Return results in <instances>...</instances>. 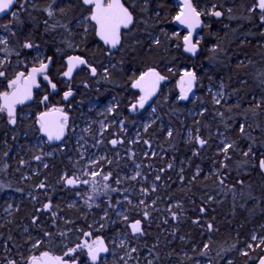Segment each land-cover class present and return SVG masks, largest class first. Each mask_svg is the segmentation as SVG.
<instances>
[{
    "label": "trees",
    "instance_id": "obj_1",
    "mask_svg": "<svg viewBox=\"0 0 264 264\" xmlns=\"http://www.w3.org/2000/svg\"><path fill=\"white\" fill-rule=\"evenodd\" d=\"M49 2L35 0L39 8ZM122 2L132 11L134 23L124 33L120 50L110 60L109 51L95 37L93 24L84 21L77 25L76 19L82 20L89 14L79 5V0H64L59 5L67 7L71 3L73 6L67 17L57 13L56 18L62 23L72 21V40L78 45L75 49H65L63 54L56 53V48L65 47L60 42L63 30L45 34L43 21L47 16L43 11L29 6L31 16L21 12L22 23L12 25L16 36L2 27L12 19L11 14L0 18V32L8 38L9 47L21 53L19 57L12 55L11 62L0 69L7 77H0V91L7 90V79L14 78L16 72L27 71L36 63L37 51L53 57L49 76L57 84V91L53 92L45 81L36 94L35 104L27 108L31 114H22L16 125L8 124L6 114H0V185L3 186L0 188V264H4V257L15 259L17 264H27L31 256L43 251L63 256L68 248L84 241L91 243L96 237L106 240L110 253L116 251L113 255L109 253V258L101 264H148L149 261L152 264H228L229 260L232 264H258L264 256V246L256 247L259 238L264 237V173L258 166L264 154V108L255 113L251 109L257 102L264 103V86L259 75L264 72V35H261L264 25H260L258 13L248 11L254 0H193L198 10H210L215 4L217 10L224 12L220 18L203 16L201 53L197 58L184 53L185 33L179 31L173 19L179 10L177 2ZM228 8L232 9L231 13ZM15 11H19V5ZM26 38L40 45L39 49H22ZM155 38L160 39V45L153 42ZM3 55L0 53V58ZM67 55L85 56L100 72L98 80H91L83 73L78 75L71 83L75 96L69 104L63 102V92L69 83L61 75ZM149 68H155L165 79L152 106L137 115L131 106L138 94L131 85ZM104 69L108 70L107 79ZM190 70L199 78L197 95L194 101L184 103L177 86L183 72ZM220 84L229 101L223 100L217 105L209 87ZM44 95L49 96V107H72L70 116L75 120L72 127L82 121L81 115L89 111L90 105L117 103L103 130L100 123L93 125L89 133L79 128L81 143L99 153L93 168L80 155L72 129L63 146L35 145L43 140L37 117L44 111L40 105ZM151 108L156 110L153 123L148 122ZM240 124L245 125L251 139L241 136ZM146 125H150L147 131ZM197 129L208 144L199 149L198 156H193V150L199 145L194 139L189 141V133L195 137ZM169 130L173 132L171 138L167 136ZM112 139L123 143L113 146L109 143ZM225 139L236 142L237 151H230L232 160L228 162L229 168L222 170L225 179L222 186L217 170L223 155H218L217 150ZM145 140L151 147L144 144ZM250 144L256 153L252 159L240 155ZM153 151L156 156H151ZM35 156L41 159L36 160ZM21 160L25 163L21 164ZM245 160L248 162L238 166V162ZM168 163L174 166L169 169ZM136 164L141 165L142 176L133 181L128 177L137 171ZM88 168L100 173L95 177L98 192L93 191L92 176L83 175ZM161 168L165 171L159 172ZM197 168L200 169L198 176ZM109 173V179L103 180ZM65 175L80 179L75 185H67L62 180ZM156 175L161 176L159 181L155 180ZM83 180L89 183L84 184ZM238 180L243 184L237 183ZM41 181L46 184L45 189L37 187ZM104 184L110 188L103 189ZM153 184L155 192L151 191ZM232 185H235V198L229 190ZM142 187L149 189L147 195L141 193ZM113 188L117 191L110 190ZM90 196L92 199H88ZM126 196L131 204L125 200ZM12 197L16 201L14 210L9 218L2 219ZM141 199L149 205L147 221L142 216L144 207L138 206ZM49 201L56 217L43 210ZM152 201H156L155 205ZM177 203L181 208H176ZM201 206L206 208L203 214L199 212ZM169 207L181 213L178 220L171 218ZM105 211L108 216L102 219ZM122 214L128 216L129 222L140 219L146 234L133 236ZM34 217H39L36 223H33ZM194 220H199V224H194ZM208 223L213 225L211 231ZM101 224L105 227L101 228ZM45 231L51 237H45ZM61 232L66 235L61 236ZM83 232H91L92 236H84ZM252 235L258 239L252 241ZM119 237L126 239L129 248L110 244ZM36 240L43 243L33 248ZM249 243L253 248H247ZM205 244L209 245L207 249ZM133 247L137 252L127 255ZM242 251H248L249 256L241 255ZM74 255L78 264H92L87 249H78Z\"/></svg>",
    "mask_w": 264,
    "mask_h": 264
},
{
    "label": "snow or ice",
    "instance_id": "obj_2",
    "mask_svg": "<svg viewBox=\"0 0 264 264\" xmlns=\"http://www.w3.org/2000/svg\"><path fill=\"white\" fill-rule=\"evenodd\" d=\"M64 0H50L49 3L43 8H39L38 5L35 3V0H0V14H7L15 5H19V11H11V17L12 19L9 20L7 24L2 25V27L9 32L11 36H16V32L12 30V25L17 23H22L20 20V13L24 12L27 13L29 16H31V12L29 11V6L32 8L43 11L47 19L43 21L44 25V33L50 34L57 32L58 29H62L63 33L61 43L64 44V48H56V53L63 54L65 52V49H75L78 47V45H75L73 43L72 37L74 36V33L72 32V29L70 27V24L72 23L71 20H69L67 23H62L60 19H57V13L61 17H67L68 13L72 10V4L69 3L67 7H61L59 6L62 4ZM79 5L84 7L87 12L89 13L87 16H84L82 20L76 19L77 25L81 24L84 21H90L93 22V26L95 29V35L98 36L105 45H108L110 49L117 48L118 45L121 44V30L122 29H129L130 26L134 23V17L132 11L129 10V7L125 5V3L122 2V0H79ZM227 11L229 13L232 12L231 8H228ZM248 11L250 13H258L259 14V21L260 25H264V0H254L253 4L249 7ZM224 15V12L222 10H217V6L214 4L212 5V8L210 10H198L197 6L193 4V0H180L179 3V10L177 14L173 17L174 21H176L179 25H183L188 29V34L183 36V48L185 52L192 53L193 55L196 54L197 46L200 43L199 40H197L195 43L192 41V34L193 31L200 27L203 24V21L201 20L202 16H211L220 18ZM232 18L231 16L229 17ZM207 26V25H205ZM85 33H87L88 29L85 27L84 29ZM175 35H178V33H175ZM261 35H264V32L261 33ZM53 40H55V37H53ZM156 45H160L161 41L159 38H155L153 41ZM0 45L3 47H0V53H3V58H0V69H3L7 63H10V57L12 55H15L17 57L20 56L19 51H15L14 49L9 47V41L7 37L0 36ZM40 45L35 44L32 39L26 38L25 41L21 44L22 49H39ZM215 51V48L213 49ZM53 62L52 56H44L43 58H38L36 63L33 64V66L27 70V71H18L15 73L14 78L7 79V90L0 91V113H5L7 115V122L10 125H16L17 124V105H22L27 100H31L33 97V88H39L40 83L38 81V77H42L44 81L47 82L48 86L51 88L53 92L57 91V84L53 82V80L48 75V70L50 65ZM64 67L66 70H64L61 75L63 78H65L67 81H71L73 77L74 71L77 69H87L89 74L93 77L97 76V67L94 66L93 63L89 61L85 56L82 55H67L65 59ZM261 77L260 83L262 86H264V72L259 74ZM0 77H6V72L3 70H0ZM108 77V71L107 69H104V78L107 79ZM165 77L160 74L155 68H149L146 72H143L139 77L133 80L132 82V88L134 89H140L142 95H140L139 100L137 104H132L131 110L136 111L137 106L139 108L143 109L145 107V104L147 101L155 95L157 88L161 81H163ZM196 73L193 71H186L184 72L183 76L181 77V83L186 84L187 87L181 88V96L180 99L185 100L188 98V92H191L194 82L196 81ZM85 87H87V84H85ZM221 87H223V84H221ZM74 95L73 89L71 87V84L69 83L68 89L63 92V99L65 101H68L70 97ZM221 95L222 94H216ZM49 99L48 95H44L41 103H46ZM214 103L219 105L221 103V99L215 98L214 96ZM238 106V105H237ZM264 108V103L257 102L254 107L251 109L253 113L256 112L257 109ZM112 107L108 108V112H112ZM153 112H155V108L152 109ZM203 113H201L202 115ZM221 116H223V113H220ZM68 120L69 116L61 107H52L48 111L42 112L37 117V123L39 125V131L47 136L49 141L52 140H61L66 130L68 129ZM150 125L145 126V131H147V128ZM251 127V125H249ZM87 131V129H85ZM239 132L241 136H244L246 138L251 139L250 134L246 132V128L244 124L239 125ZM199 129H197V134L195 137L192 136V133H189V141H192L194 139L195 143L199 145L198 149L193 150V156H198L199 149H203L207 144L208 140L201 137L199 134ZM167 136L171 138L173 136V132L169 130L167 132ZM15 139V137H14ZM113 146H116L117 144H122V140L118 139H112L109 141ZM144 144L151 147V144L149 141L145 140ZM264 146V145H262ZM230 151H237V144L236 142H228L226 139L221 141L220 146L218 147L217 154L223 155V160L219 162V169L217 170V177L218 182L220 185H225V179L222 175V170L228 169L229 164L228 162L232 160V155L230 154ZM7 155V153H4ZM48 155H51V153H48ZM133 156L135 153L132 154ZM144 155L146 157H149V153L145 152ZM157 153L153 151L151 153V156H156ZM240 155H242L245 158L252 159L255 157L256 153L253 149V145L250 144L247 147V150H244L240 152ZM36 160H40V156L34 157ZM103 159V157H101ZM248 161H242L238 162V166H242L243 164L247 163ZM21 164L25 163V161L21 160ZM95 163V161H93ZM174 165L172 163L167 164V168L171 169ZM259 169L262 173H264V154H262V158L259 159L258 163ZM44 167H47V164L44 165ZM137 171L134 175L128 177L130 180H137L138 177L142 176V173L139 171L141 165L136 164ZM148 167H151L149 165ZM165 169L161 168L159 169V172H164ZM183 171V169H181ZM200 174V169L197 168L196 175L198 176ZM83 175H89V173L85 172ZM92 176V185H93V191L98 192L100 189L97 187V184L95 182V177L100 175L99 172L92 171L90 173ZM111 173L106 174L103 176V180L107 181L109 179V176ZM80 178L78 176L69 177L67 175L62 177V180L67 185H75L77 181ZM161 179L160 175L155 176V180L159 181ZM195 179V177H193ZM181 180H183V176H181ZM84 184H88V180L81 181ZM117 184L121 183V181L118 179L116 181ZM237 183L243 184V181L238 180ZM3 186L0 185V188ZM38 188L45 189L46 184L41 181L38 185ZM103 189L107 190L110 188L108 184H104L102 186ZM111 191H117V189H110ZM230 191L233 192V196L235 198V185H232L231 188H229ZM141 193L144 195H147L149 192L148 188L142 187L140 189ZM152 192L156 191V187L153 184L151 188ZM106 194V193H105ZM33 199H36L33 197ZM88 199H92L90 196ZM212 198L209 197V200ZM125 200L131 204L132 201L126 196ZM87 202V201H86ZM117 203H120V201H117ZM156 201H152V204L155 205ZM71 206V205H70ZM138 206H143L144 210L142 211V216L145 221H147L150 217V212L147 210L149 205L145 203V200L141 199L139 201ZM52 203L49 201L48 203H45L43 205V210L51 212V215L53 217H56L57 213L52 211ZM91 207V205H89ZM176 208H181V205L177 203ZM169 212L171 218L173 220H178L180 218L181 213L178 211H173L171 207L167 209ZM199 212L201 214L206 212V208L201 206L199 208ZM108 213L105 211L104 217L107 218ZM123 221L127 222V227L130 228L131 233L133 236H143L146 234L145 229L142 226V221L140 219L134 220V222H129V218L126 214H122ZM39 217H34L33 223H36ZM67 222V221H66ZM165 223L168 221L165 220ZM194 224H199V220H194ZM101 228H104L105 225L101 224ZM207 228L209 231L212 230L213 225L211 223L207 224ZM45 237H51V233L45 231L44 233ZM61 236L66 235L65 233L61 232ZM84 236L91 237V232H83ZM11 239V237H9ZM252 241H256L258 237L256 235H252L251 237ZM43 241L36 240L33 242L32 247L38 248ZM124 241L121 240L120 246L124 247ZM264 246V237L259 238V243L256 245V247ZM209 247L208 244L204 245V248L207 249ZM235 247V245H233ZM247 248L251 249L253 248V244L249 243L247 245ZM83 250L87 249V256L91 260L92 264H96L98 260L101 259V253H107L109 251L108 247L105 245L104 240L100 237H96L92 240L91 243H88L87 241H84L83 243H77L75 247L68 248L67 251L64 252L63 256H53L48 251L41 252L38 256H31L27 262V264H78L76 256L74 255L77 250ZM137 252V249L135 247L131 248L130 251L127 253V255L131 256V253ZM201 255H205L204 252L200 253ZM241 255L243 256H249L248 251H242ZM65 257H68V259H65ZM4 264H17V261L15 259L4 257ZM127 264V262H125ZM148 264H152V261H149ZM228 264H232V261L229 260ZM259 264H264V256H261L259 258Z\"/></svg>",
    "mask_w": 264,
    "mask_h": 264
},
{
    "label": "rangeland",
    "instance_id": "obj_3",
    "mask_svg": "<svg viewBox=\"0 0 264 264\" xmlns=\"http://www.w3.org/2000/svg\"><path fill=\"white\" fill-rule=\"evenodd\" d=\"M179 6V4H178ZM202 10H204L202 8ZM4 22V21H3ZM2 22V23H3ZM0 29H1V25H0ZM0 36H4L2 35V33L0 32ZM5 37V36H4ZM198 40L200 41V37L198 38ZM36 56L38 58H43V53H41L40 51H37L36 52ZM186 72V71H184ZM183 72V73H184ZM209 90L213 93V99H214V96L215 98H219L221 99V102L223 100H227L229 101V97L227 96V94L224 92L223 88L221 87V84L218 86V87H209ZM216 94H222L221 95H216ZM195 100V97L192 99V101ZM40 105L43 107V110L45 111H48L49 109H51L52 107H49V105L46 103H40ZM109 107H112L113 109V103H109L108 105L106 106H100L98 104H92L89 106V111L88 112H83L81 117H83V119H81L82 121H77L78 123L72 127V125L74 124V121L71 119V121L68 123V132L70 129H72V132L74 133V136L76 137V146H79V152H80V155H82V158L83 159H87L89 160L88 161V167L90 168H93L95 163H93V161H95V159L97 158V156H99V153L96 151V152H92L90 154V150L88 148H86V146H84L82 143H81V138H80V131H79V128H83L82 129V132H86V133H89L90 131V128H92L93 125H95L96 123H100V126L102 128V130L108 125V122H109V117L111 115L112 112H108V108ZM153 108H151V113H149L148 115V122H151L153 123L155 118H154V114H153V111H152ZM68 112V111H67ZM94 112V113H93ZM73 122V123H72ZM85 129H87V131H85ZM47 141L43 138L42 141L40 142H37L35 143L36 146L42 148L46 145ZM77 148V149H78ZM87 154H90V155H87ZM133 154V153H131ZM92 155V156H91ZM98 160V159H97ZM90 168H88V171L87 173H91L92 171L90 170ZM136 172V171H135ZM135 172H133L132 174L134 175ZM15 198L12 197L11 199V203H10V206L7 207V209L4 211V213L2 214V219H7L10 217L12 211L14 210L13 208V204L15 203ZM121 240H123L125 243H124V246H126V248H129V244L127 243L126 239L125 238H115L113 240L110 241V244L111 245H114L116 244L118 248H121L120 246V242ZM116 251H113L110 253V254H115ZM109 256V255H108ZM109 257H106L104 260L106 261Z\"/></svg>",
    "mask_w": 264,
    "mask_h": 264
},
{
    "label": "water",
    "instance_id": "obj_4",
    "mask_svg": "<svg viewBox=\"0 0 264 264\" xmlns=\"http://www.w3.org/2000/svg\"><path fill=\"white\" fill-rule=\"evenodd\" d=\"M174 1L177 2L178 4L180 3V0H174ZM15 7H16V5H15V6H14V7H13V8L7 13V14H0V17H3V16H5V15L10 14L11 11H13V9H14ZM176 25H177V28H178L179 30H182V31H184L185 33L188 34V29H187L185 26H183V25H179L177 22H176ZM132 26H133V24L130 26L129 29H122V30H121V37H122V31H124V30L128 31V30H130V29L132 28ZM203 27H204V25L202 24L200 27L196 28V29L193 31V34H192V41H193V43H195L196 40H197V38H198V36H200V33H201ZM96 37H97V39H98L101 43H104V42H103L98 36H96ZM119 46H120V45H118L117 47H119ZM184 53H185L186 56H190V57H193V58H197V57L200 55V53H201V49H200V47H199V45H198V46H197V51H196V54H195V55H193L192 53L185 52V51H184ZM52 66H53V62H52V64H51L50 67H49L48 74H49V72L51 71ZM80 70H82V69H77L76 71H74L72 79L77 75V73H78ZM196 77H197V75H196ZM38 81H39V83H40V77H38ZM40 87H41V84H40ZM40 87H39V88H33V97H32L31 100H27V101H25V103L22 104V105H17V109H16L17 114H18V108H19V107H20V108L29 107V106H31V105L34 103V101H35V93H36L37 91H39ZM160 87H161V82H160V84H159V86H158V88H157V91H156L155 95L152 96V97L147 101V103L145 104V107H144V108H146L147 106L152 105L153 99L155 98L156 95H158V93H159V91H160ZM182 87L186 88L187 85H186V84H182V83H181V78H180L179 83H178V87H177L178 92H179L180 94H181V88H182ZM197 87H198V77H197L196 81H195L194 84H193V87H192L191 92H188V94H187V95H188V98L185 99V100H182V99H181V101L185 103V102L189 101L190 99H192L193 97H195L196 94H197ZM136 90L140 91V89H136ZM140 92H141V91H140ZM73 96H74V95H73ZM73 96L70 97L69 100H68V101H65V102H69V101L73 98ZM144 108H143V109H144ZM41 134H42V136H43V137H44V138H45L50 144H52L53 146L61 145V144L64 142V140H65V135H66V134H65L64 137H63L61 140H52V141H49L46 135H44L43 133H41ZM101 239H103V238H101ZM103 240H104L105 245L108 247L106 240H105V239H103ZM108 249H109V247H108ZM109 252H110V250H109L107 253H101V259L98 260V261L96 262V264H100V263L102 262V260H103L105 257H107V255L109 254ZM51 255H52V254H51ZM90 261H91V260H90ZM91 263H92V262H91ZM258 264H259V263H258Z\"/></svg>",
    "mask_w": 264,
    "mask_h": 264
},
{
    "label": "flooded vegetation",
    "instance_id": "obj_5",
    "mask_svg": "<svg viewBox=\"0 0 264 264\" xmlns=\"http://www.w3.org/2000/svg\"><path fill=\"white\" fill-rule=\"evenodd\" d=\"M18 5V4H17ZM17 5H16V7H17ZM15 7V8H16ZM15 8L13 9V11H15ZM198 9V8H197ZM0 18H2V17H0ZM201 20L203 21V16L201 17ZM92 24H93V22H91ZM203 25H204V22H203ZM131 30V29H130ZM130 30H128V31H126V30H124V31H122V37H121V44H120V46L119 47H117V48H115V49H110V47L108 46V45H105L104 43H101L98 39H97V37H96V35H95V37H96V39L101 43V44H103V46L109 51V54H108V58H109V60L112 58V57H114L113 56V54H116L119 50H120V48H121V45H122V42H123V35H124V33L125 32H129ZM180 32H182V30H179ZM185 35H187V33H185ZM201 38V34H200V36H198V38ZM198 38H197V40H198ZM196 40V41H197ZM199 45V44H198ZM199 47H200V45H199ZM201 49V48H200ZM116 56V55H115ZM118 56V55H117ZM66 59V58H65ZM54 64V63H53ZM64 64H65V60H64ZM94 64V66H95V63H93ZM53 67V66H52ZM66 70V69H65ZM108 71V70H107ZM84 74V75H89L90 76V79L91 80H98V78H99V76H100V72H99V70L97 69V76H95V77H93V76H91L90 74H89V72L87 71V69H82V70H80L78 73H77V75L69 82V81H66L67 83H72L77 77H78V75H80V74ZM45 83V81L42 79V77H40V84H41V87H42V85ZM162 84H163V81H161V87H160V91H161V89H162ZM41 87H40V89H41ZM39 89V90H40ZM73 89V88H72ZM133 89V91H135L138 95H137V98H136V100L135 101H133L132 102V104H137V102H138V100H139V97H140V95H142V93L140 92V91H138V90H136V89H134V88H132ZM160 91H159V93H160ZM38 92V91H37ZM37 92L35 93V101H34V103L32 104V105H34L35 104V102H36V94H37ZM73 92H74V96H75V91L73 90ZM159 93H158V95H159ZM158 95H156L155 96V98L153 99V102H154V100L156 99V97L158 96ZM65 104H69L71 101H69V102H65V100L63 101ZM153 102H152V104H153ZM109 103H113V111H112V113H111V115L114 113V110H115V107L117 106V103L116 102H114V101H112V102H109ZM109 103H107L106 105H108ZM99 105V104H98ZM106 105H104V106H106ZM152 105H150V106H147L146 108H144V109H141V108H139V106H137V109H136V113H137V115H139L140 113H143L144 112V110H146L147 108H149V107H151ZM30 107V106H29ZM29 107H25V108H18V114H17V120H18V118H21V117H23V115L22 114H24V115H30L31 113L30 112H28L27 111V108H29ZM61 108H63L64 109V111L68 114V116H69V120H68V123L71 121V116H70V110H72L71 108H67V107H61ZM68 111V112H67ZM43 112H45V110L43 111ZM42 113V112H41ZM1 114V113H0ZM110 115V116H111ZM7 116V115H6ZM109 120H110V117L108 118ZM70 131V130H69ZM65 140L67 139V137H68V135H69V132H68V129L66 130V132H65ZM65 140H64V142H65ZM64 142L61 144V145H58V146H63L64 145ZM46 145L47 146H53L52 144H50L48 141H47V143H46ZM85 146V145H84ZM90 150V154L93 152V150L90 148L89 149ZM94 152H96V150L94 151ZM90 154H87V155H90ZM92 156V155H91Z\"/></svg>",
    "mask_w": 264,
    "mask_h": 264
},
{
    "label": "bare ground",
    "instance_id": "obj_6",
    "mask_svg": "<svg viewBox=\"0 0 264 264\" xmlns=\"http://www.w3.org/2000/svg\"><path fill=\"white\" fill-rule=\"evenodd\" d=\"M190 57V56H189ZM193 58V57H192ZM108 245V244H107ZM109 247V246H108ZM109 250H110V248H109ZM110 253V252H109Z\"/></svg>",
    "mask_w": 264,
    "mask_h": 264
}]
</instances>
